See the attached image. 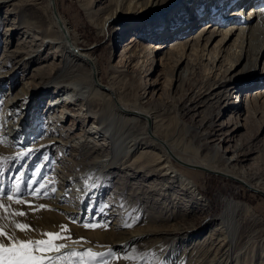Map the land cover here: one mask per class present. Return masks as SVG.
I'll use <instances>...</instances> for the list:
<instances>
[{
    "label": "rangeland",
    "instance_id": "rangeland-1",
    "mask_svg": "<svg viewBox=\"0 0 264 264\" xmlns=\"http://www.w3.org/2000/svg\"><path fill=\"white\" fill-rule=\"evenodd\" d=\"M92 1L56 0L60 14L74 27L75 38L81 41L83 47H94V56L98 59L101 68L102 81L111 84L120 93L121 98L127 102H136L138 104L141 98L145 97L144 104L139 103L138 105L148 107L154 111L156 120L155 130L160 137L166 139L174 146L177 153L193 160L202 158L203 156H213V150L209 149V145L202 143L204 142L203 137L212 128L209 126V123L213 121H215L214 123L227 122L232 112L224 111L216 119L219 106L223 104L214 103L216 99H212L211 102L206 99L203 105L200 103L202 106L197 111L190 113L186 112L183 106L192 95L197 92H203V90L205 91L208 88L210 83L214 81L215 73H218V70L212 69L214 64L211 57L201 56V47H198L200 49H196L197 51L191 52L190 48L182 50L179 46L175 48L172 45L194 37L199 29H201L198 27L209 20L205 18L202 21V17L208 11V13H211L209 10L211 6L218 5L222 7L221 13L217 10V17L212 15L217 20L214 23L211 22L216 27L219 26L226 29L230 24L221 25L218 23L224 15L226 18L231 11L242 9L239 15L230 16V18L234 17L233 19H237L235 25H240L249 7L255 10L256 8L264 7V0H245V6H243V1L239 2V0H218L219 2L217 0L210 2L197 0L200 1L198 4H196V0H182L175 7V12L179 13L180 17H185L184 13L177 9L181 5H184L183 10L187 9L188 5H190L188 7L189 10L201 8V5L205 9L201 13V16L196 14L197 16L192 20L193 23L190 21L188 28L194 27L189 33L184 30L186 27L183 25L184 21L182 18L180 22L175 24V27H178L177 32L167 34L168 37L165 38V41L161 39L159 31L148 35L150 27L154 25L151 26L150 23H145L144 21L130 23L128 18L122 20V22L126 21L125 23L127 24L122 25V22L120 24L115 23L108 26L104 32H101L95 25L98 24L99 17L107 12L110 0H103L102 3L95 4L92 7L93 13L90 12L89 18L84 12L83 5L87 6ZM116 1H118V5L121 2L123 4L128 2L127 0H114L113 5L114 3L116 4ZM11 7L13 6L0 1V58L8 54L9 56L6 59H9L13 55L12 52L16 49V44L23 36L20 33H16L11 39V36L5 33V29L9 27L10 22L15 17V15H12L6 18V14L11 13L8 11ZM183 26L184 29L182 28ZM118 27L124 28L125 33L119 40V43L117 41L114 44V33L112 32ZM141 34L148 36L142 37ZM22 38L24 39V37ZM131 38H137L141 45L151 43L152 48L158 42L163 41L166 46L159 53L142 54L138 61L133 60L128 62L127 58L123 57L120 59L119 54L121 53L123 44ZM26 39L30 40L31 38ZM251 39L254 49L255 47L260 48L257 56V67L255 70H251V74L248 76L243 73L239 78V82H242V86L245 87V84L251 82L250 80L252 79V82L256 83L258 87L251 86L249 89H245V91L241 90V102H239V105H242L246 93L249 95L253 93L255 95L258 92L262 93L264 90V22L259 26L258 33L252 36ZM25 43H27V47H30V43ZM170 48L174 49L170 50ZM178 53H182V56H179ZM45 55L50 56L46 52H42L41 58ZM23 56V54L17 56L16 60L19 61ZM162 56L163 60L160 61V57ZM51 59L42 61V63L34 61L35 63L31 66L37 67L38 64H49ZM3 61L0 59V73L3 72ZM56 62L58 63L59 61ZM116 63H119L120 66H117L120 69L118 67L114 68ZM20 66L21 63H15L12 66L5 67L4 72H14ZM241 67L242 65H239L233 73H236ZM124 68L125 71L122 70ZM18 70L16 88L25 85L29 91L33 88V85L29 84L30 80L28 81V77L25 80L22 79L24 76L23 69ZM28 74L31 75L32 70L29 69ZM223 74L224 70L220 71L217 78ZM15 89H8L7 86L1 89L0 105L4 103L5 94L8 91L12 93ZM39 97L40 103L43 101L46 104L51 98L50 90ZM42 107L44 106H40L39 110L32 108L33 113H31V119L28 120L27 126L34 122V119H39L38 116L43 113L40 110ZM251 115V122L244 132L245 134H242L240 137V141L242 143L241 147L253 150L254 153L251 156L252 159L242 163V171L245 179H249L254 175L258 176L259 185L264 186V95L262 96V102L257 101ZM47 116L48 113H44V117ZM91 124L92 122L88 125L90 126ZM66 125L67 127L70 125L69 121ZM20 133L19 138L21 140L29 138L27 142L24 141L25 143L22 142L21 145H19L20 141H17V143L13 141V145L10 142L5 143L0 136V189H3L5 192V196L0 199V203H3L8 208V212L0 209V226H3L5 231L9 235L15 236L16 239L35 241L47 239V236L44 235L45 233H60L62 238L55 240L54 243L57 245L64 244L68 247L67 242L74 239L72 226L76 224L80 226V229H83V232L110 234L116 231L120 236L127 235L132 231L144 233L148 228L166 229L170 228V226L179 225L183 226L184 229L176 234L173 242L169 241L167 243L166 241H161L159 235L147 234L138 237L135 242L126 243L123 247H113L97 252L101 256L95 259L94 264H100L101 260L108 261V264H129L130 262H134L135 264H158V261H163V264H213V262H209L214 255L213 247L212 250L208 251V249L212 246L211 243L215 237L223 238L222 235H217V231L214 228L219 225V217L224 210L226 202L232 200L235 204L240 205L241 208L240 210L236 209L238 211L236 220L239 221V234H241V237L236 241V246L233 248L235 250L232 252L233 255L231 257L234 258L237 255L236 257L239 260L237 264H259L264 261V232L262 231L264 228V196L247 189L232 178L201 171L178 161L181 167L184 166L191 169L177 167L184 177L191 178V184H193L192 192L180 189L181 186L179 183L173 182V178H161L158 175L144 177L142 173L133 174L129 170L121 169L119 171L113 169L108 172L109 175L114 174L110 177V183L107 187L101 188L98 196V193H95L96 195L91 198V201L85 203L82 201L81 206H78L79 203L76 204L75 201L79 202V200L74 198L75 203L73 207L77 205L83 208L80 215H75L71 219L67 218L66 222H53L51 224L53 226L52 229L48 230L47 226L42 228L39 224L43 222L41 220L49 216L47 212L56 211L55 208L49 209L46 203H44L54 194L51 188H58L61 172L76 173L74 171L76 168L69 167V161L65 162L62 159V156L71 158L70 152L74 151L72 148L62 151L58 147L48 150L46 149L47 146L43 144L38 145L45 138L52 139L55 137L51 134H46L45 124L42 119L37 135H32L31 133L28 135L25 134L26 132ZM56 137H60V135ZM66 138L67 136L63 137V140H66ZM93 141H96L95 143H99L98 145L103 147L101 151H98L99 153H102V155L108 154L109 151L105 145L101 144L100 140L98 141L97 138H94ZM32 145L43 147L44 149L38 152L36 150H28ZM137 151L133 153V157L137 155ZM94 156L95 154L91 158H94ZM215 162L218 166L223 167L222 162ZM230 171L237 172L233 169ZM17 182L20 184L21 198L28 201V203L16 204L14 201L7 200L6 193L8 189L11 188L15 192ZM41 183L46 184V190L49 193L48 197L41 195L39 198H34L30 196L28 194L31 191L29 185L34 189ZM61 204L67 203L63 201ZM39 205H44L45 207L41 209ZM113 210L115 211L113 212ZM17 211H23L26 215H11V213ZM110 212L112 213L109 214ZM17 223H23L29 227L20 230L15 226ZM85 224L99 226L86 228L84 227ZM61 226H66V228L62 229ZM210 235L214 238H210ZM87 237L88 241L96 242V240H90L95 236L88 235ZM217 239H215V242H217ZM80 240L86 241L83 238H80ZM0 243L8 244V239L0 237ZM87 249L89 248L79 249L77 252L82 253ZM120 249L121 251H119ZM68 252L70 251H62L60 249L59 251L48 252L44 255L48 260V264H68V259L66 258ZM120 255H124L123 261H121ZM71 259L75 264H79V257H72ZM231 264H235V262Z\"/></svg>",
    "mask_w": 264,
    "mask_h": 264
},
{
    "label": "bare ground",
    "instance_id": "bare-ground-1",
    "mask_svg": "<svg viewBox=\"0 0 264 264\" xmlns=\"http://www.w3.org/2000/svg\"><path fill=\"white\" fill-rule=\"evenodd\" d=\"M0 1L13 6L8 10L11 13H7L6 18L15 15L9 27L5 29L6 35H10L12 39L16 33H20L24 37V39L20 38L16 44V49L12 52L13 55L9 59H6L9 56L8 54L0 58L4 60L2 63L3 72L0 73V91L6 86L8 89L17 87L18 69H23L24 76L22 79L25 80L28 77V81L30 80L29 84L33 85V88L29 91L27 90L28 87L26 88L23 85L16 88L14 92L10 93L8 91L5 94L4 103L0 105V136L5 143L10 142L13 145L14 142L20 141L19 145H21L22 142H27L29 138L21 140L19 138L20 132H26L25 134L28 135L30 133L37 135L42 119L45 124L46 134H51L55 137L52 139L45 138L38 145L43 144L47 146L46 149L48 150L58 147L62 151H67L69 148L74 151L70 152L71 158L62 156V159L65 162L68 160L70 163L69 167L76 168L74 170L76 173L61 172L57 190L48 201L44 202L49 209L55 208L56 211L47 212L49 216L41 220L43 222L39 224L42 228L47 226L48 230L52 229L53 226L51 224L53 222H66L67 218L71 219L75 215H80L83 208L78 206H81L82 201L84 203L91 201V198L95 197V193H98V196L101 188L107 187L110 183V177L114 175H109L108 172L113 169L119 171L121 169L129 170L133 174L142 173L144 177L158 175L161 178H173V182L179 183L181 186L180 189L192 192L193 184H191V178L184 177L177 169V167L189 169L178 164V162H183L189 167H195L201 171L232 178L247 189L264 196V186L259 185L258 176L254 175L249 179H245L243 176L242 163L252 159L251 156L254 151L241 147L242 143L240 141V137L245 134L244 132L251 122V114L257 101L262 102L264 90L262 91L263 94L261 92L255 95L246 93L242 105H239V102H241V90L245 91L251 86L258 87L256 83L252 82V79L244 87L242 86L243 83L239 82V78L243 73L246 76L250 75L251 70H255L257 67V56L260 48L255 47L254 49L251 44V37L258 33L259 26L264 22V7L256 8V10L249 7L240 25H235L237 19H233L234 17L230 18V16L239 15L242 9L231 11L229 13L231 15L228 14L226 18L224 15L218 21L221 25L230 24L225 29L219 26L216 27L213 24L217 20L213 16L217 17V12L221 13L222 7L218 5L211 6L209 9L211 13H208V11L202 17V21L205 18L209 20L207 19V23L198 27L201 28L198 33L190 39L187 38L180 43L178 42V44L172 45L175 48L179 46L182 50L190 48L191 52L197 51L196 49L201 47V56L211 57L214 64L212 69L215 68L214 70H218V73L224 70V74L219 78H217L218 73H215L214 81L210 83L208 88L205 91L203 90V92H197L192 95L188 99L187 105L183 106V109L188 113L197 111L206 102V99L210 102L212 99H216L214 103H223L219 106L216 119L224 111L232 112L227 122L214 123L215 121H213L209 123L212 128L203 137L204 142L202 143L209 145V149L213 150V156H203L193 160L177 153L173 145L160 137L155 130L154 111L148 107L138 105L139 103L144 104L145 97L141 98L138 104L136 102H127L121 98L120 93L111 84L102 81L101 68L98 59L94 56V47H83L81 41L75 38V29L60 14L56 0ZM127 1L124 4L121 2L119 5L118 1H116V4L114 3L113 5L114 0H110L107 12L99 17V22L95 27L104 32L108 26L115 23L120 24L123 19L128 18L130 23L144 21L145 23H150L151 26L154 25L150 27L148 35L159 31L161 39L165 41V38L168 37L167 34L177 32L178 27L176 28L175 24L180 22L182 18L186 29H184V26L182 28L189 33L194 27L188 28L190 21L192 22L197 15L201 16L205 9L201 5V8L189 10L188 7L190 5H188L187 9L183 10L184 5H181L177 9L182 11L185 17H180L179 13L175 12V7L182 0ZM201 1L210 2L213 0ZM241 1H243V6H245L246 1L239 0V2ZM102 2L103 0H93L87 6L83 5L86 15L89 17L92 7ZM199 2L196 0V4ZM165 15L167 16L164 17ZM175 16L177 17L175 18ZM125 22L121 24H127ZM112 33H114V44L117 41L119 43V40L124 36L125 29L118 27ZM148 35L141 34L142 37ZM217 37L219 38L217 39ZM26 38L31 39L27 40ZM164 41L158 42L152 48L151 43L141 45L137 38H131L123 44L119 57L120 59L123 57L127 58L128 62L138 61L142 54L159 53L166 46ZM25 42L30 43V47H27L28 45ZM212 44L213 46L209 48ZM42 52H46L50 56L45 55L41 58ZM22 54L24 56L17 61L16 57ZM178 55L182 56V53H178ZM49 58H52L49 64H38L37 67L31 66L35 63L34 61L42 63V61H46ZM162 60L163 56L160 57V61ZM56 61L59 62L57 63ZM15 63H21V66L14 72H4L5 67L7 68ZM117 65L119 63H116L114 68L118 67L120 69V65ZM239 65H242V67L236 73H233ZM125 68L122 70L125 71ZM29 69L32 70L31 75L28 74ZM49 90L51 92L49 101L46 104L43 101L40 103L39 96ZM40 106H44L40 109L43 113L38 116L39 119H34V122L27 126L28 120L31 119V113H33L32 108L39 110ZM74 109L75 111H73ZM44 113H48V116L44 117ZM68 121L70 125L67 127L66 123ZM90 122L92 124L89 126ZM57 135L62 138L56 137ZM65 136L67 138L63 140ZM94 138H97L98 141H101V144L105 145L109 151L108 154L102 155V153L98 152L103 147L98 145L99 143H95L96 141H93ZM42 149L44 148L35 145L28 148L30 151L36 150L37 152ZM136 151L137 155L133 157V153ZM93 154L95 156L91 158ZM215 161L222 162L223 167L218 166ZM232 169L237 172L230 171ZM91 193L93 194L90 195ZM74 198L78 199L79 202L75 201ZM63 201L67 204H61ZM74 201L76 204L79 203V205L75 204L76 207H73ZM236 209L240 210V205L235 204L232 200L226 202L224 210L219 217V225L214 228L217 231V235H222L223 238L209 236L212 239L214 238L211 243L212 246L208 249V251L212 250L213 247L214 255L209 260L213 264H231L233 262L237 264L239 261L236 257L237 255L234 258L231 257L233 255L232 252L235 250L233 248L236 246V241L241 237V234H239V221L236 220V215L238 214ZM76 225L72 226L74 239L69 240L67 242L68 247L63 248L62 251H78L79 249L89 248L97 253L113 247H123L126 243L135 242L138 237L147 234L159 235L161 241L169 243V241L173 242L176 234L184 229L183 226L169 225L170 228L166 229L148 228L144 233L132 231L127 235L120 236L116 231L110 234L83 232V229L81 228V230L80 226ZM262 231L264 232V228ZM88 235L95 236L90 240H96V242L88 241ZM80 238L86 241H81ZM215 239H217V242H215ZM120 259L123 261L124 255H120ZM129 264L135 263L130 262ZM259 264H264V261Z\"/></svg>",
    "mask_w": 264,
    "mask_h": 264
},
{
    "label": "snow or ice",
    "instance_id": "snow-or-ice-1",
    "mask_svg": "<svg viewBox=\"0 0 264 264\" xmlns=\"http://www.w3.org/2000/svg\"><path fill=\"white\" fill-rule=\"evenodd\" d=\"M29 188L31 191L28 194L34 198H39L41 195L48 197L49 195L46 190L45 183H41L34 189H32L31 185H29ZM51 191L55 192L56 189L53 187L51 188ZM4 196V190L0 189V199ZM6 198L8 201H14L16 204L28 203V201L21 198L19 182L15 185V192L11 188L8 189ZM44 207V205H39V208L41 209ZM0 209H3L4 212H8L7 206L3 203H0ZM11 215L25 216L26 213L23 211H17L11 213ZM15 226L20 230H24L29 227L23 223H17ZM97 226L99 225H84L86 228H95ZM61 228L65 229L66 226H61ZM44 235L47 236V239L35 241L18 240L15 236L9 235L3 226H0V237L8 239V244L0 243V264H48V260L44 254L52 251H59L60 249L65 248L66 245H57L54 243L55 240L62 238L60 233H45ZM99 256H101V254L94 252L92 249H87L82 253L73 250L66 254L68 264H75V262L71 259L72 257H79V264H94L95 259ZM85 257H87V259H85ZM100 264H108V261L101 260ZM158 264H163V261H158Z\"/></svg>",
    "mask_w": 264,
    "mask_h": 264
}]
</instances>
